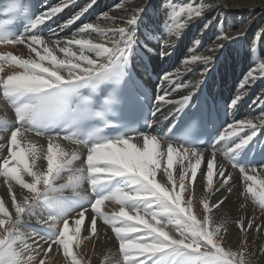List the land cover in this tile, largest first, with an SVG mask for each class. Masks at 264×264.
Masks as SVG:
<instances>
[{
	"label": "snow or ice",
	"instance_id": "snow-or-ice-1",
	"mask_svg": "<svg viewBox=\"0 0 264 264\" xmlns=\"http://www.w3.org/2000/svg\"><path fill=\"white\" fill-rule=\"evenodd\" d=\"M76 2L61 0L38 14L19 4L17 15L26 21L23 32L0 25V45L27 49L26 56L0 52V106L13 113V118L0 116V178L8 198L6 204L0 197V264H45L53 246L57 253L62 250L70 264H83L73 248L89 210L90 235L97 234L98 219L109 226L123 264H255L257 253L247 247L248 234L249 230L264 233V223H258L255 215L235 221L244 241L233 250L226 243L227 221H217L214 210L235 195L242 201L241 208L250 200L264 219V164L238 162L264 129V99L257 98L262 109L258 116L223 126L215 140L202 147L206 122L202 112L185 113L183 121L167 132L159 127L157 113L168 120L162 109L178 104L181 111L202 83L181 80L183 72L177 69L160 77L152 119L145 120L143 129L136 127L125 109L134 79L133 61L141 47L154 51L137 34L147 15L146 0L126 17L108 13L98 17L113 24L120 21L121 26L82 22L71 36L60 37L96 0L58 24L59 31L52 28L49 22ZM165 7L169 9L166 36L177 39L205 12L204 5ZM114 8L129 11L123 4ZM45 28L47 39L42 34ZM242 35L222 31L206 49L209 54L193 55L183 62L185 70L201 64L200 75L205 76L208 65L222 54L224 42ZM157 42L161 56L170 54L166 46L173 45L168 38ZM258 69L259 74L256 68L245 74L239 85L242 91L232 99L230 109L238 106L248 88L264 79V59ZM185 89L187 95L173 98ZM29 134L44 137L46 148L29 140ZM62 141L73 149L65 150ZM174 158L179 163L175 170ZM202 162L200 186L205 191L197 210L195 182ZM216 193L220 195L213 200ZM106 202L115 203L119 210L106 213L102 210ZM70 218L75 225L71 234ZM259 253L264 256V247Z\"/></svg>",
	"mask_w": 264,
	"mask_h": 264
},
{
	"label": "bare ground",
	"instance_id": "bare-ground-1",
	"mask_svg": "<svg viewBox=\"0 0 264 264\" xmlns=\"http://www.w3.org/2000/svg\"><path fill=\"white\" fill-rule=\"evenodd\" d=\"M61 0H59V5ZM85 3V4H84ZM90 3V0H77L76 4L70 6V8L64 12V15L71 18L77 14L85 5ZM144 3V0H96L93 7L82 16L84 23H99L102 27L113 28L121 26L120 21L113 24L111 20L101 17L102 13H108L110 16H128L130 11L136 6ZM148 8L146 9L147 15L143 18V23L138 29V36L141 41L148 44V47L153 49V52H147L153 58L156 69L163 75L165 72H175L180 69L183 72L181 80L191 81L196 83L202 81L199 87L208 82L209 86L216 90H226L229 102L231 104L232 99L237 95L238 91H242L239 88L241 81L245 74L250 68H256L257 74H259L258 64L261 59H264V0H146ZM123 4L125 9H115L114 6ZM167 4H174L178 7H189V6H205V12L202 17L195 18L190 22L187 27L183 30L182 35L177 39L175 36L167 37L164 27V21L167 18L169 11L165 6ZM56 5V6H57ZM211 21L208 28L204 25ZM59 31V29H57ZM76 30H67L64 33H60V37L71 36L72 32ZM227 32L229 35L236 36L237 33L243 32V35L237 40L225 41V48L222 50V54L219 55V59L214 64L208 65L209 71L205 76H201L200 73L203 71V65L194 64L189 65L191 71L185 70L184 61L193 55H207L206 49L214 42L216 37L221 32ZM149 33L151 37L145 39V33ZM49 34V33H48ZM47 35L45 38L47 39ZM162 38H168L172 47L166 46V51L170 54L161 56L160 55V44L157 42ZM199 41V44L195 42ZM5 50H10L12 53L23 56L21 50L17 51V47H8ZM20 49V48H19ZM26 49V48H25ZM24 51V55L27 52ZM7 50V51H8ZM145 50L141 47L140 52ZM135 63L142 67L139 57L134 59ZM7 67V66H6ZM198 87V88H199ZM197 88V89H198ZM196 90V89H195ZM193 90V91H195ZM188 89L183 90L181 93L174 94V99L179 100L181 95H187ZM264 99V79L258 80L254 85L247 89V93L244 98L240 101L235 109H232V122L238 121L245 118H255L260 114L262 109L259 106L257 98ZM0 101V105H2ZM178 104L167 105L163 108L165 115L172 112ZM10 112L6 107L0 106V116H8ZM28 139L35 142L38 145H44L46 148V139L28 136ZM62 147L71 151L74 146L68 145L65 142H61ZM27 142H25V147ZM163 150V145L161 146ZM219 159V155H218ZM46 165V161L43 162ZM41 161H36V165L39 167ZM78 166V162H77ZM163 166V165H162ZM204 163L201 164V169L197 171V179L195 182L196 193L194 198V206L197 207V201L203 197L204 188L200 186V172L204 169ZM179 167V163L174 158V170ZM67 175V174H66ZM235 175V174H234ZM26 180L31 182V177L25 176ZM260 178V177H258ZM66 179V178H65ZM157 179H160L158 174ZM60 181L59 183H63ZM215 184V176H214ZM18 188V186H17ZM6 184L3 178H0V197L5 199V203H8V198L5 195ZM220 194L216 193L212 197L215 200ZM242 201L233 195L230 202L226 201L224 205H221L220 209L216 211L217 221H227L228 232L226 235V243L228 247H232L236 250L240 247L244 241V234L239 231L236 227L235 221L240 218H251L255 215L258 223H264V219L261 218L258 208L252 204V202L246 201L245 208H241L240 204ZM119 210V206L115 203H108L104 205ZM104 207V208H105ZM255 209V211H254ZM91 210L85 214L84 223L80 226L81 231L77 235L74 241L73 250L78 254L79 259L83 264H116L117 260L120 259L121 254L118 252V244L114 239V233L102 228L103 222L99 219L97 227V236L90 235L89 229V216ZM74 218H70V234L74 230ZM38 227V226H37ZM106 227H109L106 225ZM110 228V227H109ZM99 233L104 236V241L99 237ZM88 237V238H86ZM84 247L86 250H83ZM91 246V247H90ZM247 247L250 248L257 255L253 258L255 264H261L264 261V256L260 255L259 249L264 247V233H257L254 230H249ZM92 256L88 259L90 252ZM58 261L64 264H70L68 259L63 257L62 250L57 253L55 246H53V252L49 254L45 264H55Z\"/></svg>",
	"mask_w": 264,
	"mask_h": 264
},
{
	"label": "rangeland",
	"instance_id": "rangeland-1",
	"mask_svg": "<svg viewBox=\"0 0 264 264\" xmlns=\"http://www.w3.org/2000/svg\"><path fill=\"white\" fill-rule=\"evenodd\" d=\"M85 4V3H84ZM5 48H7V47H4L3 49L5 50ZM20 48V49H19ZM25 48H24V46L23 45H21V47H17L16 48V50L17 51H20L21 52V54L23 55V56H26V55H24V50ZM8 50V49H7ZM5 50L6 52H11L10 50ZM26 51L25 52H27V49H25ZM105 206H102V210L103 211H105L106 213H111L112 211H118V210H114V208H112V207H110V206H106L105 208H104ZM98 221H99V219L97 220V227H98ZM102 222V221H101ZM102 226V228H104L105 230H106V228H108L109 229V231L111 230L109 227H106V225H104V224H102L101 225ZM89 233V232H88ZM90 234V233H89ZM97 236V235H96ZM99 237L104 241V236L101 234V233H99ZM91 247V246H90ZM81 248L83 249V250H86L87 251V249H85L84 247H82L81 246ZM87 252H89V251H87ZM92 251L90 252V255H89V257H88V259L92 256ZM55 262V261H54ZM55 264H64V263H60V262H58V261H56L55 262ZM116 264H123V260H122V256L120 257V259L119 260H117V262H116Z\"/></svg>",
	"mask_w": 264,
	"mask_h": 264
}]
</instances>
